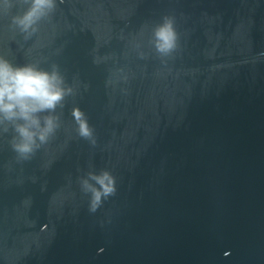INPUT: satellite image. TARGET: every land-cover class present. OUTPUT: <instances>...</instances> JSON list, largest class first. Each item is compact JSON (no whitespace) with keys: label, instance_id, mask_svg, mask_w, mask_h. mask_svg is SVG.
<instances>
[{"label":"water","instance_id":"obj_1","mask_svg":"<svg viewBox=\"0 0 264 264\" xmlns=\"http://www.w3.org/2000/svg\"><path fill=\"white\" fill-rule=\"evenodd\" d=\"M56 2L27 41L0 14V57L77 91L32 160L0 138V264H264V0ZM102 170L117 191L91 213L79 179Z\"/></svg>","mask_w":264,"mask_h":264},{"label":"clouds","instance_id":"obj_2","mask_svg":"<svg viewBox=\"0 0 264 264\" xmlns=\"http://www.w3.org/2000/svg\"><path fill=\"white\" fill-rule=\"evenodd\" d=\"M56 8V0H0V14L10 17V28L25 41L36 34L40 22ZM150 43L162 58L176 51L178 34L173 17L162 18L152 30ZM139 55L145 58L143 52ZM93 63L99 64L100 60L94 59ZM76 95V89L67 82L58 64L51 63L45 69L36 63L16 65L0 57V138L11 136L8 144L17 163L32 160L50 142L61 127L62 113L57 110L65 107L67 98ZM71 116L77 136L95 145V129L85 112L73 107ZM79 184L81 191L90 197L91 213L117 191L116 179L107 170L98 174L88 172L86 178L79 179Z\"/></svg>","mask_w":264,"mask_h":264}]
</instances>
